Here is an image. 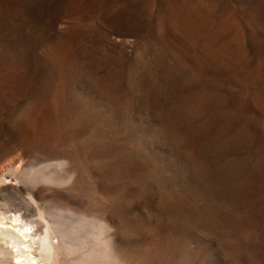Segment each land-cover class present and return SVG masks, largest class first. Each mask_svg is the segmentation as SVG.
I'll use <instances>...</instances> for the list:
<instances>
[{
  "label": "rangeland",
  "instance_id": "rangeland-1",
  "mask_svg": "<svg viewBox=\"0 0 264 264\" xmlns=\"http://www.w3.org/2000/svg\"><path fill=\"white\" fill-rule=\"evenodd\" d=\"M51 163L95 264H264V0H0V177Z\"/></svg>",
  "mask_w": 264,
  "mask_h": 264
},
{
  "label": "bare ground",
  "instance_id": "bare-ground-1",
  "mask_svg": "<svg viewBox=\"0 0 264 264\" xmlns=\"http://www.w3.org/2000/svg\"><path fill=\"white\" fill-rule=\"evenodd\" d=\"M57 168V163L40 170L22 167L10 170L7 176L11 179H5L6 175L0 177V195L4 199L0 204V264L96 263L99 248H91L92 242L100 239L96 220L86 211L60 210V197L41 186L59 181ZM20 184L32 188L27 198L16 191V185Z\"/></svg>",
  "mask_w": 264,
  "mask_h": 264
}]
</instances>
